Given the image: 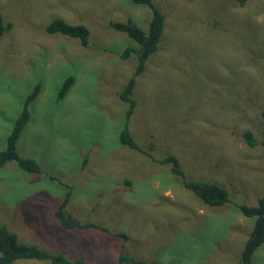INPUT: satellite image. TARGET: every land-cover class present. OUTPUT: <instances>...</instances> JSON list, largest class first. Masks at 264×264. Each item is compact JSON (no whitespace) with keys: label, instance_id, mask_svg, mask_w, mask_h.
<instances>
[{"label":"rangeland","instance_id":"rangeland-1","mask_svg":"<svg viewBox=\"0 0 264 264\" xmlns=\"http://www.w3.org/2000/svg\"><path fill=\"white\" fill-rule=\"evenodd\" d=\"M154 2L165 30L135 80L128 115L120 92L138 58L121 53L137 43L110 22L131 18L147 30V5L0 0L12 22L0 36V149L41 83L18 152L37 159L43 173L14 160L0 168V223L19 242L63 253L71 264H124L120 252L152 264L238 263L255 223L241 206L264 195V0ZM56 18L86 25L89 45L50 33ZM69 75L75 82L56 100ZM125 126L144 152L120 142ZM168 154L182 175L161 161ZM185 181L221 184L229 200L210 205ZM67 192L65 210L92 225L61 224L57 209ZM248 264H264V243Z\"/></svg>","mask_w":264,"mask_h":264},{"label":"trees","instance_id":"trees-1","mask_svg":"<svg viewBox=\"0 0 264 264\" xmlns=\"http://www.w3.org/2000/svg\"><path fill=\"white\" fill-rule=\"evenodd\" d=\"M136 3L147 5L152 11V19L145 30L138 26L131 18L126 21H111V27L118 31L127 33L136 43L137 46L128 45L125 47L121 56L127 58L135 53L138 58L135 73L123 87L120 97L129 102L127 114L133 113L136 101L133 98V90L137 76L144 70L149 56L156 52L159 48L161 37L165 30L166 15L164 11L154 2V0H133ZM240 3H246V0H238ZM12 27V22L5 20L0 11V36ZM47 30L50 33H60L72 37H78L83 45H89V29L84 24H72L64 19L56 18L52 20ZM75 82L73 75L65 78L62 86L57 91L56 100H60L66 96L69 89ZM41 91V83H36L33 90L27 94L20 113L14 119L12 128L6 139V144L0 149V168L9 161H16L18 165L25 171L30 173H43L42 166L37 159L33 157H25L18 152V141L21 134L31 117L30 105L37 98ZM264 115V112H263ZM253 133L245 132V137L250 144H254ZM120 142L131 148L138 149L142 152V148L135 141L128 126H125L120 134ZM150 155V154H149ZM151 156V155H150ZM156 159V158H155ZM162 162L172 164V171L176 174L183 173L178 158L173 154H168ZM53 179H57L52 176ZM185 186L192 190L198 197L210 205H222L229 200L228 190L221 184L216 182H199L185 181ZM71 192H67L66 197L57 209V216L64 227L71 228L75 226H90L89 221L77 220L72 214L65 210V206L70 198ZM242 212L246 216L255 217V223L249 239L241 252L240 259L237 264H248L251 262L255 250L264 243V195L260 197L258 204L241 206ZM49 259L53 264H71L63 253H53L37 245L25 244L19 242L18 236L11 231L7 225L0 223V264H12L20 259ZM118 262L124 264H152L147 260H138L123 252L117 257Z\"/></svg>","mask_w":264,"mask_h":264}]
</instances>
